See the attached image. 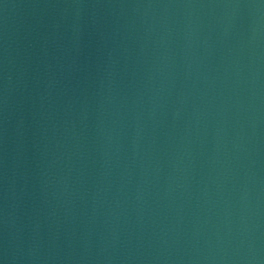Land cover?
Returning <instances> with one entry per match:
<instances>
[{
	"label": "water",
	"instance_id": "1",
	"mask_svg": "<svg viewBox=\"0 0 264 264\" xmlns=\"http://www.w3.org/2000/svg\"><path fill=\"white\" fill-rule=\"evenodd\" d=\"M0 264H264V0H0Z\"/></svg>",
	"mask_w": 264,
	"mask_h": 264
}]
</instances>
